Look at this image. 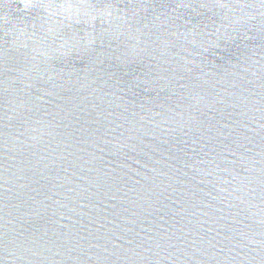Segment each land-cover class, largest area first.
<instances>
[{
  "label": "water",
  "instance_id": "water-1",
  "mask_svg": "<svg viewBox=\"0 0 264 264\" xmlns=\"http://www.w3.org/2000/svg\"><path fill=\"white\" fill-rule=\"evenodd\" d=\"M0 264H264V0H0Z\"/></svg>",
  "mask_w": 264,
  "mask_h": 264
}]
</instances>
